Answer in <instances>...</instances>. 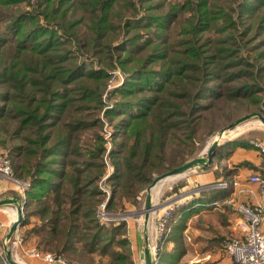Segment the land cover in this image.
Masks as SVG:
<instances>
[{"label": "trees", "instance_id": "16d2710c", "mask_svg": "<svg viewBox=\"0 0 264 264\" xmlns=\"http://www.w3.org/2000/svg\"><path fill=\"white\" fill-rule=\"evenodd\" d=\"M114 62L127 76L107 114L119 138L108 209L136 203L154 175L184 163L217 102L264 104V0H0V146L30 182L21 225L38 220L24 237L71 264H134L125 222L96 217L105 146L92 111ZM180 236L159 264H188Z\"/></svg>", "mask_w": 264, "mask_h": 264}, {"label": "rangeland", "instance_id": "374dc122", "mask_svg": "<svg viewBox=\"0 0 264 264\" xmlns=\"http://www.w3.org/2000/svg\"><path fill=\"white\" fill-rule=\"evenodd\" d=\"M134 1L137 2V0H134ZM171 1H176V0H171ZM31 2L34 3V0H31ZM126 36H127L126 34L123 35L119 33V35L116 36V39L113 41L112 44L117 46ZM96 62L97 63H94V64L98 67L99 63L97 59H96ZM114 63L115 64L112 67H107L108 73L114 74L116 71H119L122 76V79L119 80L118 76L115 74L116 77L114 81L112 82V85L108 86L106 89L107 91H109V93L106 94V92L104 91L105 93H103L102 95V100L104 104L102 105L100 111H96V110L92 111L95 114L94 117L98 118V123H99L98 127H96L95 129L98 130L99 134H101V136L104 138L103 144L105 146V151L102 157V162L104 164V173L101 175V177L98 179L96 183L97 189L99 191L98 193L99 201L97 204H99L100 202H102L104 199L107 198L105 210L110 216L109 219L106 218L105 216L103 221H101L102 223H99V224L112 225V224H117L119 222H125L126 237L129 241L130 246H133V248H135L134 249L135 253L133 254L135 255V260H136L135 264H143L142 255H143V248L145 245V240H144L145 235L148 238V245H149L151 254L156 249H158V253H160L165 248L164 246L166 243V238L168 234H170L171 230L167 233L166 238L160 242L158 237H159V230H160V218L162 214L166 212L168 209L170 210V208L173 207L174 204H176L177 210H175L172 214V219H173V216L179 211L181 206L186 205L187 202L191 200L193 197L195 199L200 193L213 189V186H215V184L218 183L220 180L216 182H205V183L201 182L202 179H200L199 175H201L203 170H201L200 167L192 168L191 170H188L177 176H171L169 178L161 179L155 185V187L150 191L152 204L158 205L160 207L149 212L148 221L145 227L143 225V217H144L143 210H144L145 197L147 194L146 188L148 186L139 194V196L137 197L136 203L125 202L123 203L122 208L118 207L117 209H108V202H109V199L112 193V185H111L109 178L114 173V166L111 163V158L109 157L108 152L114 146V143L115 145L117 144V142L119 141V138L116 137V141L113 139L112 134L114 133V125H115L116 120L115 119L109 120V118L107 117V114L108 112L113 110V108L115 107L114 106L115 101L121 97L120 94H118V92L114 90H116L117 87L121 86L124 78L127 76L126 75L127 73L125 74L121 70L120 65H118L116 62ZM259 85L264 86L263 78L260 80ZM262 102H263V99L260 101L261 104H258L257 106L253 105V103L248 99L227 102L226 105H223L222 102H217V104L214 105L210 111H207L204 114H202L203 116L206 114H213V115L212 116L207 115V117L202 120L201 125L197 131V134L194 138L195 150L193 154L186 159V161L192 158H195V157L205 158L206 157L205 150L208 148L210 143L215 138H217L218 131L224 128L230 122L239 118L240 116L255 113V112H259L262 115H264V104ZM213 120L215 121L214 124H212ZM240 125H246L248 129L245 130L244 132L234 133L233 134L234 136L231 135L230 137L221 140L222 145L229 144V143L232 144L235 142L238 143L239 140H244V141L253 140L255 142H258L261 145L264 144L263 142L264 141V126L258 121L256 117L249 119L241 123ZM82 140L84 142L92 143L93 142L92 132L90 130L85 131L82 134ZM250 144L252 145V143ZM257 149L259 150V148ZM0 150H2V152L8 155L7 148H2L0 146ZM215 160H218V158L217 157L214 158V162ZM213 164L206 169L211 168ZM157 176L158 175H154V178ZM17 179L21 181H27L25 179H20V178H17ZM157 189H158V194H157L158 196L157 195L154 196L153 191ZM237 212L241 215V213L238 210ZM13 217L15 218V212H14ZM128 235L133 236L132 238L133 241L135 242V244L137 243L135 247H134V243L130 242V239H129L130 236ZM19 238L23 241L24 245H30V244L36 245V243L30 242V240L25 238L24 233L22 232L20 233ZM24 238L27 239V241H25ZM191 240L193 241V238ZM181 241L183 242L184 249L186 250L185 258L191 259V261L194 262V254L191 253L193 251L192 246L190 245V243L188 244L186 243L185 237L181 239ZM26 243H30V244H26ZM7 246L11 253L12 259L18 262L19 264H46L42 261L29 258L24 253H20V257L15 258L14 249L12 248L10 242L7 244ZM178 247L180 248V246ZM115 248L117 250L122 251V248H119V247H115ZM2 249H3V246H2ZM45 252H51V251H45ZM97 255L98 254L94 252L92 257H95V259L98 260L99 256ZM105 261H107V258L103 257V264H105ZM183 261L187 262L184 259ZM157 262H158V257H157V261L154 264H157Z\"/></svg>", "mask_w": 264, "mask_h": 264}, {"label": "crops", "instance_id": "0c3cea01", "mask_svg": "<svg viewBox=\"0 0 264 264\" xmlns=\"http://www.w3.org/2000/svg\"><path fill=\"white\" fill-rule=\"evenodd\" d=\"M248 142L250 144L253 140H248ZM221 151L222 157L215 160L211 168L203 170L199 175L202 179L201 182L230 180L237 184L232 186L229 191L218 188L204 191L195 199L193 197L189 200L186 205L181 206L176 215L173 216V225L166 238L165 248L161 251L163 253L158 255L157 264L162 261V258L163 260L166 257L170 258L171 254L176 252L177 249L174 251V240L180 235H183L186 243H190L192 246L193 251L191 253L194 254V262L232 264L231 260L223 253L222 246L229 237H239L242 234L241 222L243 218L237 212L236 206L238 204L243 203L252 206L260 204L264 206V195L261 194L260 187L250 181L251 176L261 171L263 158L259 150L251 144L250 146L229 144ZM14 196H19L17 188L10 182L0 180V199ZM14 211L16 217L14 205L0 207V222L4 224L1 230L3 237L15 220ZM37 222L36 218L31 217L29 224L21 225L19 232L23 233ZM19 232L18 235H20ZM128 236H130V242H133L135 247L137 243L135 244L133 241V236ZM28 240L36 243L37 237L30 236ZM134 249L131 246L132 260L135 264ZM185 253L181 256V260L184 259L188 264L194 263L191 259L185 258Z\"/></svg>", "mask_w": 264, "mask_h": 264}, {"label": "built area", "instance_id": "2783aa9c", "mask_svg": "<svg viewBox=\"0 0 264 264\" xmlns=\"http://www.w3.org/2000/svg\"><path fill=\"white\" fill-rule=\"evenodd\" d=\"M118 76V79H122L119 71L114 73V76ZM112 83L110 84V86ZM254 147L259 148L263 157V163L261 171L250 177L252 183L258 184L261 190V194L264 195V146L258 142H251ZM0 180L10 182L13 184L18 191V198L21 203H25V193L30 188L29 181H21L14 177L10 160L6 153L0 150ZM236 182L232 181H219L213 186L222 190L229 191L232 186L236 185ZM106 201L107 198L100 202L96 208V217L99 223H102L103 219L110 218L106 212ZM243 218L241 222V236L229 237L223 243V252L231 260L232 264H264V206L260 204L246 205L239 204L236 208ZM177 210V205L164 212L160 218V230H159V241H163L167 233L171 230L173 225L172 214ZM4 224L0 222V251L3 246L4 237L1 235V230ZM10 244L14 249V257H20V253H24L27 257L42 261L46 264H69L66 259L60 255L51 252H45L40 250L36 245H24L23 241L19 238L18 234H15L10 239ZM8 242V243H9ZM158 249L152 253L153 262L157 261Z\"/></svg>", "mask_w": 264, "mask_h": 264}, {"label": "water", "instance_id": "95a60500", "mask_svg": "<svg viewBox=\"0 0 264 264\" xmlns=\"http://www.w3.org/2000/svg\"><path fill=\"white\" fill-rule=\"evenodd\" d=\"M257 118L258 121L264 126V115H262L259 112L251 113V114H246L243 116H240L239 118L235 119L234 121L230 122L227 124L224 128L220 129L218 131V136L215 138L210 145L208 146L206 150V157H195L190 160H187L183 164L167 171L164 172L161 175H158L153 179V181L148 185L146 188L147 194L145 197V202H144V210H143V225L144 227L147 224L148 221V215L149 212L159 208L160 206L158 205H153L152 200H151V194L150 191L155 187V185L161 180L165 179L171 176H177L180 175L188 170H191L192 168L195 167H200L201 170H205L206 168L210 167L213 162L214 158L216 156V150L222 146L221 140H222V135L227 132L228 130H231L235 128L236 126L240 125L241 123L252 119V118ZM4 205H14L16 208V217L15 220L12 222L10 225L7 233L4 236L3 240V252H4V258L8 264H19L18 262L14 261L11 257V253L8 249V242L10 239L19 232V229L21 227L22 221H23V208L24 204L21 203L20 199L17 196H14L12 198H1L0 199V207ZM145 245L143 248V264H154L153 262V257L148 245V238L145 235Z\"/></svg>", "mask_w": 264, "mask_h": 264}, {"label": "bare ground", "instance_id": "6f19581e", "mask_svg": "<svg viewBox=\"0 0 264 264\" xmlns=\"http://www.w3.org/2000/svg\"><path fill=\"white\" fill-rule=\"evenodd\" d=\"M256 123V122H255ZM249 127V126H248ZM247 126L246 125H238L236 126L235 128L231 129V130H228L227 132H225L223 135H222V140L225 139V138H228L230 137L231 135H233L234 133H237V132H244L245 130H247ZM234 136V135H233ZM210 143V142H209ZM207 150V149H206ZM205 150V152H206ZM169 178V177H168ZM176 178V177H175ZM160 186V185H159ZM161 187V186H160ZM154 193V196H156L158 194V189L153 191ZM158 196V195H157ZM15 212V211H14ZM152 231V230H151ZM151 237V236H150Z\"/></svg>", "mask_w": 264, "mask_h": 264}]
</instances>
